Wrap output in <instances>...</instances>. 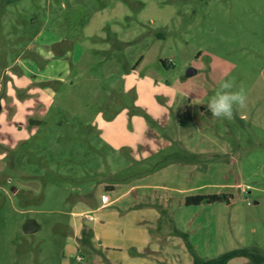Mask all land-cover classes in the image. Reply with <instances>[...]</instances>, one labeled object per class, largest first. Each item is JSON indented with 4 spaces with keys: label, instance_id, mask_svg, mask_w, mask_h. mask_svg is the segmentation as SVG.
<instances>
[{
    "label": "rangeland",
    "instance_id": "374dc122",
    "mask_svg": "<svg viewBox=\"0 0 264 264\" xmlns=\"http://www.w3.org/2000/svg\"><path fill=\"white\" fill-rule=\"evenodd\" d=\"M0 104V264L264 254V0H0Z\"/></svg>",
    "mask_w": 264,
    "mask_h": 264
},
{
    "label": "trees",
    "instance_id": "16d2710c",
    "mask_svg": "<svg viewBox=\"0 0 264 264\" xmlns=\"http://www.w3.org/2000/svg\"><path fill=\"white\" fill-rule=\"evenodd\" d=\"M233 199L232 193H209V194H193L188 195L185 199L187 205H200L203 203H216L223 201H230ZM178 235H182L186 240L187 246L190 251L194 254V260L192 264H228V261L236 256H245L249 258L250 264H264V254L257 249H250L249 247L241 246L233 250H228L216 257L202 258L199 256L194 245L188 239L189 234L187 232L175 229Z\"/></svg>",
    "mask_w": 264,
    "mask_h": 264
},
{
    "label": "clouds",
    "instance_id": "9594fccd",
    "mask_svg": "<svg viewBox=\"0 0 264 264\" xmlns=\"http://www.w3.org/2000/svg\"><path fill=\"white\" fill-rule=\"evenodd\" d=\"M246 101L247 96L243 88L235 90L234 80L223 79L206 106L214 117L231 119L234 113H240L246 107ZM240 118L246 119L242 113Z\"/></svg>",
    "mask_w": 264,
    "mask_h": 264
},
{
    "label": "crops",
    "instance_id": "0c3cea01",
    "mask_svg": "<svg viewBox=\"0 0 264 264\" xmlns=\"http://www.w3.org/2000/svg\"><path fill=\"white\" fill-rule=\"evenodd\" d=\"M185 149H186V151H187V153L189 154V157L188 158H193V159H197L198 157H200V156H203L202 154V152H195V151H190L191 149H188L187 148V146L185 145ZM217 153L215 150H212V151H208V152H205V153H210V155L212 154V153ZM223 155V154H222ZM231 159H232V157H231ZM217 163H219V162H217ZM239 168V170L240 171H242V167H241V165L238 167ZM227 171V170H226ZM227 186H235V187H241V188H243L245 191L247 190V188L250 186V184H244V181H238V182H235V183H233V181H228V182H226L225 183ZM245 185H246V187H245ZM233 194V193H232ZM233 197H234V199L236 200L237 198H236V196L233 194ZM231 201L232 200H230V202L229 203H231ZM222 203V202H221Z\"/></svg>",
    "mask_w": 264,
    "mask_h": 264
},
{
    "label": "water",
    "instance_id": "95a60500",
    "mask_svg": "<svg viewBox=\"0 0 264 264\" xmlns=\"http://www.w3.org/2000/svg\"><path fill=\"white\" fill-rule=\"evenodd\" d=\"M197 71V68L195 67H190L187 71V75H192ZM0 109H1V104H0ZM40 228V224L34 219L28 220L25 225H24V230L29 233L36 232Z\"/></svg>",
    "mask_w": 264,
    "mask_h": 264
},
{
    "label": "built area",
    "instance_id": "2783aa9c",
    "mask_svg": "<svg viewBox=\"0 0 264 264\" xmlns=\"http://www.w3.org/2000/svg\"><path fill=\"white\" fill-rule=\"evenodd\" d=\"M78 259H82V257L81 256H78Z\"/></svg>",
    "mask_w": 264,
    "mask_h": 264
}]
</instances>
